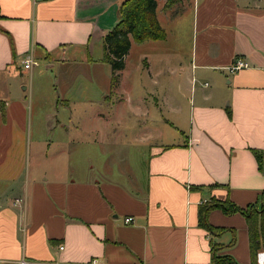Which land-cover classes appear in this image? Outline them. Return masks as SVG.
I'll list each match as a JSON object with an SVG mask.
<instances>
[{
  "label": "crops",
  "instance_id": "crops-1",
  "mask_svg": "<svg viewBox=\"0 0 264 264\" xmlns=\"http://www.w3.org/2000/svg\"><path fill=\"white\" fill-rule=\"evenodd\" d=\"M123 1L0 0V82L16 78L26 57L34 65L25 71L43 58L47 69H61L56 82L64 78L59 83L63 90L55 91V107L67 116H56L49 125L44 114L45 129L34 136L36 153L54 148L52 133L59 136L55 153H66L80 145L78 139L90 137L86 122L71 110L75 99L110 103L109 109L126 101L138 107L133 117L140 124L127 142L107 110L92 114L102 123L100 130L92 128L94 142L100 137L101 144H109V138L120 135L119 145L128 150L104 157L103 174L82 179L67 165L61 166V178L36 175L28 167L23 174L13 155L29 157L31 125L25 122V102L9 98L8 82L0 96V264H211L214 245L222 247L217 255L251 264L245 216L213 208L206 218L222 231L215 234L199 225V210L212 199L247 209L264 191V175L253 154L264 150V0H175L169 8L167 0H156L165 39H131L113 88L102 40L117 23ZM171 38L177 44L169 45ZM180 42H187V51ZM134 43L138 53L132 61ZM96 49L102 50L98 59L93 58ZM237 59L249 68L230 74L227 67ZM73 69L93 72L88 79L94 87H78ZM138 69L148 71L153 93L141 89V79L124 93V74L132 76ZM100 70L102 82L97 80ZM19 90L31 93V84ZM35 101L31 98V110ZM146 102L155 106L153 115L141 108ZM155 113L164 128L176 130L171 140L165 129L156 130L147 121ZM109 128L110 134L99 136ZM126 218L132 222L125 223Z\"/></svg>",
  "mask_w": 264,
  "mask_h": 264
},
{
  "label": "rangeland",
  "instance_id": "rangeland-1",
  "mask_svg": "<svg viewBox=\"0 0 264 264\" xmlns=\"http://www.w3.org/2000/svg\"><path fill=\"white\" fill-rule=\"evenodd\" d=\"M168 43L169 45L177 44L174 38H171L168 41ZM182 44L185 46L186 51H187V42H184ZM133 45L135 47L134 49L136 51V54H134L133 57L131 58L132 61L137 59V53H138V50H137L138 48H136L138 47L137 44L134 43ZM188 50H190V47ZM186 54H187V60H189L190 54L185 52V55ZM93 56H94L93 57L94 59H98L99 57L102 56V50L96 49L95 54ZM36 61L38 65L34 67L33 69H31V72L25 71L24 69H20L21 72L18 73V76L16 78L11 79V80L8 79L7 82L4 79L3 81L0 82V96L1 94L6 92L7 83L10 82L9 90L11 91V95L9 96V98L11 99V101L15 103L19 102L20 104H21L20 101L25 102L26 104V106H24L25 122L27 125L30 122V125H31L30 131L32 132V138L30 139L31 148H30L29 157H28V154L26 155L25 153H22V154L18 153L16 155L14 154L13 156L16 158L15 162H17L14 166L21 167L23 174L26 168L28 167V169H30V172L34 171L36 175H39L40 173L43 172L47 176H50L51 174H55L56 176L60 178L62 177L61 175L63 174V171L61 170V166L66 167V165L70 167L68 171H70L72 174H76L77 177H80L82 179L92 178L98 175L99 173L103 174V169H104L103 162L105 159L104 157H106L107 159V157L109 156L110 157L123 156L124 150L126 154L128 150L122 149V147L120 146L121 144L119 145V142H121L122 140V138L119 139L120 135L118 136L115 135L113 139L112 137L109 138L108 139L109 144H106V143L101 144L100 137L97 143L94 142L96 138H94V133H93L92 128L94 130L96 128L100 130V125L102 123L92 119V114L95 113V111L98 109L99 111H104V109L107 110L106 113H109L110 115L113 116L114 122H112V125L114 126L118 125L119 130H120L119 132L126 134L128 136L127 142H129V140L133 139V136L139 133V129H138V126L140 125L138 122L139 118L133 117L134 115H137L138 107L130 105L126 101L124 102L118 101V103H115L113 109H109L108 106L110 105V103L109 105H102L101 103L88 105V103L84 101L75 99L71 102V104L74 105L72 106V108L73 107L74 108L71 110L73 112L76 111L74 115L76 117H81L82 120L86 122L87 124L86 128L90 129L88 133L92 132L90 133V137L83 136L81 139H78L80 141V145H77L76 148L71 147L69 149H64L67 151L66 153H55V149H57L56 147H57V144L59 143L58 141L59 136H58V133H55V134L52 133L49 140L53 142L54 148L53 149L51 148V150L47 153H43V154L36 153L34 143H36L37 139H34V136H37V135L40 136L42 129H45V122H47L45 115H49V119H50V123L48 122L49 125H53V122L56 116L60 119H65L67 116L66 112H64L63 109L61 108L59 109V113H56V107H55V102L57 98V93L55 91L56 90L57 92L61 91L62 84L59 85V83L62 82L64 79L60 75L59 81L56 82V76L58 77V75L62 73L61 69L60 70L59 69H47L45 59L43 58L36 59ZM72 71L70 72V75L75 80V83H77L78 87L80 86L82 87V84L84 86L86 85V86L94 87V84H92L91 81L89 80V79H92L93 72L91 73L90 70L88 69L86 70L73 69ZM103 72H104L103 74H105V69H103ZM100 74L97 75V80H99V82H102V79H101L103 75L102 70H100ZM131 75L132 76H128L125 73L123 76V81H127V82H124V85L125 83L126 85H128V87L125 86L127 89H125V87L123 86L124 87L123 91L125 94L126 92L128 93V91H131V88L134 87V86H131L130 84L132 85L140 84L139 83L140 79L143 80V82L139 85L141 89L146 90V92H150V93L154 92L155 86L152 85L150 81V75L147 70L138 69L136 72L131 71ZM120 79L121 77L118 80V84L120 82ZM136 81L137 83H135ZM30 84L32 87L31 93H29V90L26 92L25 91L22 92L21 90L20 92L19 89H21L24 86H29ZM118 84L115 85L113 88H116ZM95 87L98 89L97 91L99 92V88H100L99 85L97 84ZM200 87H201L200 85H197V89ZM115 97L120 98V96H115ZM29 98H30V102H29ZM31 98H33V100H36L33 103L32 110H31ZM43 99H44V102H42ZM178 99L181 100V98H178ZM37 100L39 101L38 103H37ZM182 100H183L182 104L184 107L185 105H187L186 97H184V99L182 98ZM141 108L145 109L146 112H150V114L152 115L154 114L155 106L153 105V103L146 102V105H144V107L141 106ZM72 118L74 119V116ZM149 119H151L153 124H155L156 130L165 129L167 131L169 140L172 139L171 137L173 135H177V133L175 132L176 130L174 128H169V127L164 128V126H162L160 122H157L158 121L157 113H155V117H151V116L150 118L148 117L147 121H149ZM185 122L186 121H181L179 122V124L181 126H185ZM73 123L75 124V121ZM106 133L108 134L111 133L110 128L108 129V131L104 130L103 133L100 131L98 132L99 136L100 134L105 135ZM71 137H74V132L71 134ZM124 138L125 137H123V140ZM177 139H181L180 136ZM23 145L24 146L26 145L25 142H23ZM41 147L43 150L44 149L43 146ZM131 150H132V147H129V154H131ZM105 153L106 155H104ZM100 158L102 159V163H101ZM41 164H42L41 167H43L41 168V170L42 169L43 170L38 171L37 167H39V165ZM89 166L93 168H90ZM53 167H56L57 169L54 170L52 169ZM56 171L58 173H54ZM68 171L66 170L67 173Z\"/></svg>",
  "mask_w": 264,
  "mask_h": 264
},
{
  "label": "trees",
  "instance_id": "trees-1",
  "mask_svg": "<svg viewBox=\"0 0 264 264\" xmlns=\"http://www.w3.org/2000/svg\"><path fill=\"white\" fill-rule=\"evenodd\" d=\"M175 0H167L165 8H169ZM156 0H124L117 13V23L105 34L102 40L103 61L111 67V85L118 84L120 73L124 69L125 56L128 54L131 39L136 43L164 40L166 33L159 25L156 15ZM258 170L264 175V150H253ZM219 208L225 214L240 213L245 216L248 227L251 264H256V254L264 249V191L255 205L242 209L230 201L212 199L199 210V225L211 233L222 231L207 223V213ZM232 245V244H231ZM221 245L211 247V264H237L231 256H219L217 250Z\"/></svg>",
  "mask_w": 264,
  "mask_h": 264
},
{
  "label": "built area",
  "instance_id": "built-area-1",
  "mask_svg": "<svg viewBox=\"0 0 264 264\" xmlns=\"http://www.w3.org/2000/svg\"><path fill=\"white\" fill-rule=\"evenodd\" d=\"M23 68L25 70H29L33 65V60L30 57H26L23 61ZM249 68V65L247 62L241 60V59H237L232 65H230L229 67H227V71L230 74H235L243 69H247ZM125 223H131L132 222V218H126L124 220ZM93 264L96 263V261H92ZM256 263L257 264H264V252H258L256 254Z\"/></svg>",
  "mask_w": 264,
  "mask_h": 264
}]
</instances>
